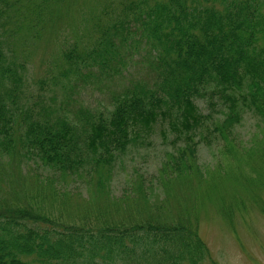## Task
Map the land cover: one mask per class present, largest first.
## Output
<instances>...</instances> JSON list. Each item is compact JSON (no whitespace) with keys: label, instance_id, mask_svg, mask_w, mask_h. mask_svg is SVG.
Instances as JSON below:
<instances>
[{"label":"trees","instance_id":"obj_1","mask_svg":"<svg viewBox=\"0 0 264 264\" xmlns=\"http://www.w3.org/2000/svg\"><path fill=\"white\" fill-rule=\"evenodd\" d=\"M7 1L0 0V158L27 165L32 174L37 172L30 158L45 171L77 177L85 185L100 167L112 175L135 132L159 115L193 118L199 97L210 98L216 111L222 102L225 117L212 130L227 141L232 156L244 153L233 137L243 111L264 120V0H106L94 22L102 27L105 45L95 57L76 47V75L83 77L97 61L111 66L126 55L125 47L144 53L151 72L115 94L108 115L83 106L76 118L50 108L37 116L28 107L22 115L12 111L21 109L23 86L5 63L1 18ZM208 116L196 117L188 127ZM207 135L186 141L174 163L139 176L127 190L140 200L179 177L201 176L197 144ZM143 217L45 225L38 209L6 202L0 205V264H206L210 259L195 215Z\"/></svg>","mask_w":264,"mask_h":264},{"label":"rangeland","instance_id":"obj_2","mask_svg":"<svg viewBox=\"0 0 264 264\" xmlns=\"http://www.w3.org/2000/svg\"><path fill=\"white\" fill-rule=\"evenodd\" d=\"M105 1H7L6 17L1 18L8 53L5 63L16 70L23 86L21 109L13 108V112L22 115L28 107L27 112L37 116L50 108L76 118V111L84 106L108 115L115 94L149 77L146 56L134 47H125L126 55L110 61L111 66L97 61L92 71L76 75V47L95 57L99 46L105 45L100 38L102 27L94 26ZM194 103L193 118L173 113L166 118L159 115L157 122L149 120V127L133 134L112 175L100 167L89 185L71 175L45 171L34 158L29 164L36 174L27 165L1 156L0 205L32 206L41 212L43 224L55 226L91 218L111 223L147 215L167 220L176 214L195 215L210 252L206 264H264V120L248 109L243 111L233 137L244 153L232 156L227 141L212 130L225 117L222 102L217 111L209 107L210 98L199 97ZM200 115L209 116L189 128ZM205 133L207 138L197 144L201 176L179 177L140 200L127 190L139 176L149 177L174 163L186 141Z\"/></svg>","mask_w":264,"mask_h":264}]
</instances>
